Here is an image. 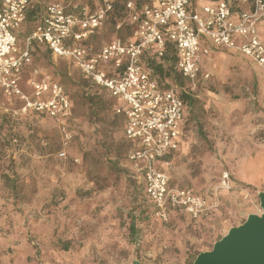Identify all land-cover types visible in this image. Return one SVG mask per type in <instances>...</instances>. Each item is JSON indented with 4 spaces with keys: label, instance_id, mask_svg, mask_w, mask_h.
Here are the masks:
<instances>
[{
    "label": "rangeland",
    "instance_id": "374dc122",
    "mask_svg": "<svg viewBox=\"0 0 264 264\" xmlns=\"http://www.w3.org/2000/svg\"><path fill=\"white\" fill-rule=\"evenodd\" d=\"M50 1L77 15L103 2L32 0L16 33L17 52ZM110 1L114 13L86 42L91 53L131 34L128 0ZM221 49L208 48L201 62L207 77L184 95L186 142L164 167L172 188L203 195L208 209L198 218L175 209L164 220L127 161L132 144L115 100L97 86L101 99L91 100L90 81L72 61L33 44L21 74L23 97L0 92V264H191L229 228L260 214L264 68ZM176 78L172 86L186 85L177 71ZM43 79L66 92L64 120L31 106L49 97L37 98L30 85Z\"/></svg>",
    "mask_w": 264,
    "mask_h": 264
},
{
    "label": "built area",
    "instance_id": "2783aa9c",
    "mask_svg": "<svg viewBox=\"0 0 264 264\" xmlns=\"http://www.w3.org/2000/svg\"><path fill=\"white\" fill-rule=\"evenodd\" d=\"M205 1L197 12L189 10L193 0H147L140 6L128 0L130 38L116 37L91 53L86 42L113 10L110 0L78 15L58 1L48 2L19 52L16 33L31 0H0V92L7 98L23 97L21 74L35 43L43 44L52 56L72 61L115 100L114 112L124 118V136L132 144L127 161L157 215L165 220L172 210L180 209L198 218L208 209L205 197L187 188H172L164 169L165 158L179 146L184 95L195 92L199 80L207 77L201 73L198 55L212 46L238 52L264 68V40L258 34L264 24V0ZM203 41L209 46L201 48ZM168 51L186 80L182 88H165L148 65L149 59L160 61ZM30 85L37 98L49 94L31 103L33 109L60 120L68 116L71 103L58 82L32 80Z\"/></svg>",
    "mask_w": 264,
    "mask_h": 264
},
{
    "label": "water",
    "instance_id": "95a60500",
    "mask_svg": "<svg viewBox=\"0 0 264 264\" xmlns=\"http://www.w3.org/2000/svg\"><path fill=\"white\" fill-rule=\"evenodd\" d=\"M258 197L262 212L249 214L243 223L229 228L210 250L200 252L192 264H264V192Z\"/></svg>",
    "mask_w": 264,
    "mask_h": 264
},
{
    "label": "trees",
    "instance_id": "16d2710c",
    "mask_svg": "<svg viewBox=\"0 0 264 264\" xmlns=\"http://www.w3.org/2000/svg\"><path fill=\"white\" fill-rule=\"evenodd\" d=\"M125 3H126V1L123 4L124 8H125ZM135 4L137 6H139L137 4V2ZM110 13H112V14L114 13V4H113V10ZM147 62H148L149 66L153 67L154 72L157 73L159 80L163 82V86L165 88L172 86L171 82H169V81L173 78H176V69L174 67L175 58H174V54L172 53V51H168L165 54V56L163 58H161L160 61L155 60V59H149ZM85 80L88 81L87 78ZM88 85H89L90 90H91L90 95L92 98H90V99L95 100L96 102L100 101L102 92L92 82H89ZM107 96L112 99V97H110V95L107 94ZM141 188L143 191V187H141ZM130 228L133 229V225H131Z\"/></svg>",
    "mask_w": 264,
    "mask_h": 264
},
{
    "label": "crops",
    "instance_id": "0c3cea01",
    "mask_svg": "<svg viewBox=\"0 0 264 264\" xmlns=\"http://www.w3.org/2000/svg\"><path fill=\"white\" fill-rule=\"evenodd\" d=\"M32 1V0H31ZM205 3H207V1H205V0H193V2L191 3V5L189 6V10L190 11H199L200 10V8H201V6L202 5H204ZM27 15H28V13H27ZM234 18H237V13L236 12H234ZM258 34H259V36H260V38L262 39V40H264V24H260L259 25V28H258ZM130 36H131V34L128 36V38H130ZM203 46H209V44H205L204 43V41L203 42H201V48H203ZM209 47H211L212 48V46H209ZM208 47V48H209ZM214 49H217V48H215V47H213ZM218 49H221V48H218ZM221 50H224V49H221ZM228 51H232V50H228ZM233 52H235V51H233ZM206 55H204L203 54V52L201 51L200 53H199V55H198V64H199V66H200V70H202V67H201V62H202V59L205 57ZM109 71H110V69L111 68H107ZM22 78V77H21ZM186 109H187V106H186V101H185V105H184V114H183V119H182V121L180 122V130H181V132H180V141H179V146H178V149L177 150H175L174 152H172V153H170L165 159L167 160V162H168V158H170V157H172V156H174L176 153H177V151H179L180 149H182V146L185 144V142H186V131H185V121H186ZM169 182H170V180H169Z\"/></svg>",
    "mask_w": 264,
    "mask_h": 264
}]
</instances>
